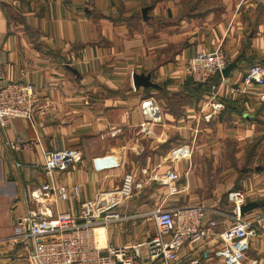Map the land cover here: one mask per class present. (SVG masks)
<instances>
[{"label":"crops","instance_id":"0c3cea01","mask_svg":"<svg viewBox=\"0 0 264 264\" xmlns=\"http://www.w3.org/2000/svg\"><path fill=\"white\" fill-rule=\"evenodd\" d=\"M216 49L235 63L222 77L230 85L251 65H264V0H0V77L28 81L39 94L32 120L0 128V264H28L14 237L18 219L36 207L73 215L97 193L117 189L127 173L146 180L167 170L180 175L174 191L158 182L137 191L120 208L122 220L105 229L102 245L150 239L156 208L202 206L221 233L231 225L226 195L244 190L258 205L245 214L258 232L244 264H264V164L238 174L232 166L217 169L227 176L213 183L190 160L203 129L232 139L236 159L245 153L240 146L253 143L245 159L264 157L256 150L264 144V101L256 95L264 85L251 87L252 94H221L222 110L210 116L209 95L183 72L189 58ZM145 101L158 108L157 120L143 114ZM16 139L27 148L11 150L8 142ZM66 148L80 159L55 172L53 183L78 185V197L36 204L31 193L47 181L43 154ZM220 247L216 237L184 247L175 264H222L214 255Z\"/></svg>","mask_w":264,"mask_h":264},{"label":"built area","instance_id":"2783aa9c","mask_svg":"<svg viewBox=\"0 0 264 264\" xmlns=\"http://www.w3.org/2000/svg\"><path fill=\"white\" fill-rule=\"evenodd\" d=\"M227 64L221 49L201 53L183 64L184 74L194 85L207 84L217 74L220 75V82L210 86V96L205 102L211 111L210 116L222 110L221 94H252L249 92L251 87L264 85V65H251L240 83L234 86L221 76ZM256 95L264 101V93ZM38 102L39 94L32 83L4 81L0 77V128H8L15 119L32 120ZM141 109L143 114L158 119V108L153 101L143 102ZM8 147L20 151L27 148V144L16 139L9 141ZM186 152V149H180L181 155ZM79 159V151L68 148L44 153L42 169L47 181L37 192L31 193L33 201L42 204L45 200L76 199L79 186L55 185L53 175L68 170ZM179 179V173L174 170L146 180H136L127 173L117 189L97 193L93 200L82 203L73 215H52L47 207L43 211H39V207L29 211L18 219V232L14 238L24 245L28 264H175L184 247L209 243L215 237L221 247L214 251V255L222 264H244L250 242L258 232L257 221L240 214V207L248 202L244 190H232L227 194L232 207L231 225L221 233L215 232L218 222L210 219L202 206L178 210L156 208L150 215L155 228L150 239L123 246L102 245L97 240L96 230L105 232L109 225L120 222V208L137 191L151 182H158L174 191V183ZM196 263V260L191 262Z\"/></svg>","mask_w":264,"mask_h":264},{"label":"rangeland","instance_id":"374dc122","mask_svg":"<svg viewBox=\"0 0 264 264\" xmlns=\"http://www.w3.org/2000/svg\"><path fill=\"white\" fill-rule=\"evenodd\" d=\"M205 130H202V134H200L199 137L200 140L198 141L196 149H194L190 158L191 163H193V166L196 168L197 175L204 179V181L212 180L213 183H221L225 181L222 179H225L227 174L218 173V170H225L228 166H232L238 174L239 170L253 167L255 164L260 166L261 164H264V157H262L260 161H256L259 159H253L254 157L245 159L248 155V151L254 143L249 145L247 148L244 145L240 146L239 149H245V153H243L241 158L239 157V159H236L232 156V154L234 155V151L237 150V144L232 143V139L219 140L213 135V133L206 132ZM256 150L264 151V144L257 147ZM248 164L250 165L247 166ZM213 168L216 169V172L214 173ZM217 177H221V180L216 179ZM209 189H211V187ZM228 210H230V207Z\"/></svg>","mask_w":264,"mask_h":264},{"label":"water","instance_id":"95a60500","mask_svg":"<svg viewBox=\"0 0 264 264\" xmlns=\"http://www.w3.org/2000/svg\"><path fill=\"white\" fill-rule=\"evenodd\" d=\"M235 63H228L227 66L222 70L221 75L224 78H227L231 69L234 68ZM139 82L138 79H135L134 75H132V84L133 87H136L137 83ZM117 163V161H115ZM258 205L253 202H247L240 207V214L245 215L255 209Z\"/></svg>","mask_w":264,"mask_h":264},{"label":"trees","instance_id":"16d2710c","mask_svg":"<svg viewBox=\"0 0 264 264\" xmlns=\"http://www.w3.org/2000/svg\"><path fill=\"white\" fill-rule=\"evenodd\" d=\"M249 68V67H248ZM189 79V78H188ZM188 82H192L190 79L188 80ZM220 82V75H216L212 80H210L207 84H202V85H197L199 87V89H201L202 92H204V94L206 95H209L210 96V93L208 91V89H210V86L213 85V84H218ZM194 85V84H193ZM208 96V97H209ZM223 100V99H222ZM221 100V101H222ZM225 104H227V101H224ZM255 147V145H253L251 147V149H253ZM227 197V195H226Z\"/></svg>","mask_w":264,"mask_h":264},{"label":"bare ground","instance_id":"6f19581e","mask_svg":"<svg viewBox=\"0 0 264 264\" xmlns=\"http://www.w3.org/2000/svg\"><path fill=\"white\" fill-rule=\"evenodd\" d=\"M109 161H110V164L114 162L113 159H110V158H109ZM104 235H105V232L103 229L96 230V238L99 242H101V240L104 238Z\"/></svg>","mask_w":264,"mask_h":264}]
</instances>
